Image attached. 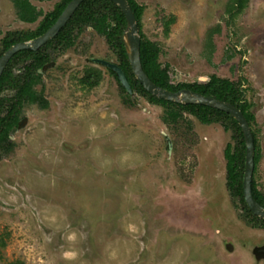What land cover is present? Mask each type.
I'll return each instance as SVG.
<instances>
[{"label":"rangeland","instance_id":"374dc122","mask_svg":"<svg viewBox=\"0 0 264 264\" xmlns=\"http://www.w3.org/2000/svg\"><path fill=\"white\" fill-rule=\"evenodd\" d=\"M19 1L0 0V50L59 0H28L30 22ZM134 1L141 39L157 44L172 83L217 75L240 85L264 195V0ZM52 56L35 87L46 104H24L14 148L0 152V264H264V225L228 187L232 130L188 111L175 125L163 104L127 95L92 60L119 61L91 27ZM93 69L99 81L85 82Z\"/></svg>","mask_w":264,"mask_h":264},{"label":"trees","instance_id":"16d2710c","mask_svg":"<svg viewBox=\"0 0 264 264\" xmlns=\"http://www.w3.org/2000/svg\"><path fill=\"white\" fill-rule=\"evenodd\" d=\"M71 0H59L54 9L46 13L39 21L33 31H10L2 39L0 56L11 45L35 38L44 32L57 20L66 5ZM139 23L142 8L134 1L128 0ZM245 0H233V4L242 5ZM20 6V16L26 21H35L37 13L28 0L18 2ZM167 22L166 24H168ZM88 27L94 29L98 34L106 37L109 44L116 49L118 64L125 72L132 87V92H138L147 96L151 101L161 103L167 108L165 119L178 125L184 120V111L195 115L202 123H221L225 130H232L233 136L237 140L235 146L227 144L225 158L227 166L228 187L232 195L238 196L242 202V207L251 218L260 221L264 225V219L256 216L247 206L243 195V175L245 166L246 146L243 133L237 122L229 113L220 109L201 104H181L168 101L149 93L135 77L131 64L128 60L126 49L122 39L123 30L126 27V18L122 10L110 0H83L67 23L61 30L47 43L39 47L38 50L23 49L15 53L7 63L0 76V152L8 153L14 148V142L10 135L14 132L21 118L23 106L26 102H36L46 104L41 94L34 89V85L39 82L40 74L38 68L55 59L52 52L60 54L76 44L79 36ZM160 49L155 42L141 39L140 58L143 70L150 79L157 85L166 89L177 91L181 88H189L201 94L212 96L239 107L245 117L251 122L254 114L249 111V105L242 98L243 92L240 85L227 78L211 75L210 79L204 82H179L174 84L170 80L168 67H163L159 62ZM116 78L115 72L109 70ZM92 75L85 78L88 82L91 78L99 81L100 75L91 71ZM117 79V78H116ZM118 81V79H117ZM119 82V81H118ZM120 87L127 95H131L119 82ZM10 91V94H3ZM255 143V166L257 161V140ZM255 171V169H254ZM252 191L255 199L264 206V195L257 190L254 180H252Z\"/></svg>","mask_w":264,"mask_h":264},{"label":"water","instance_id":"95a60500","mask_svg":"<svg viewBox=\"0 0 264 264\" xmlns=\"http://www.w3.org/2000/svg\"><path fill=\"white\" fill-rule=\"evenodd\" d=\"M83 0H71L62 13L59 15L57 20L53 25L50 26L43 34L29 39L27 41H20L9 48H7L3 54L0 56V76L9 62L10 58L20 50L23 49H33L36 50L40 46L51 40L67 23L70 17L73 15L75 10L81 4ZM114 2L123 12L126 18V27L123 32V43L126 49L128 60L131 64L133 73L137 80L143 85V87L152 95L159 98L181 103V104H201L207 105L213 108L220 109L224 112L229 113L234 117L243 133V138L246 146L245 151V166L243 175V195L248 208L258 217L264 219V206L260 204L254 197L252 191V180L255 169V143L254 135L251 129V125L247 118L245 117L242 110L227 101L207 96L199 92L193 91L189 88H181L177 91H172L161 87L154 83L150 77L143 70L140 58V44L141 35L139 32V26L137 19L135 17L134 11L128 0H110ZM93 61L104 65L114 71L117 75L118 80L121 85L129 92L132 93V87L127 79V76L123 69L116 62L94 58ZM170 147V142H169ZM264 252V248L261 249Z\"/></svg>","mask_w":264,"mask_h":264},{"label":"flooded vegetation","instance_id":"af4514ba","mask_svg":"<svg viewBox=\"0 0 264 264\" xmlns=\"http://www.w3.org/2000/svg\"><path fill=\"white\" fill-rule=\"evenodd\" d=\"M41 47V46H40ZM39 49V48H38ZM38 49H36V50H38ZM54 60L55 59H53V60H51V61H49V62H47V63H45L44 64V67H41V68H38L37 69V72L40 74V77H41V74H42V70H46L49 66H52V64L54 63ZM93 60V59H92ZM95 62V61H94ZM95 63H97V62H95ZM117 63V62H116ZM97 64H99V63H97ZM118 64V63H117ZM99 65H101V64H99ZM102 66H104V65H102ZM108 71L109 70H111V69H109L108 67H106V66H104ZM112 71V70H111ZM98 74H99V72L98 71H96ZM114 72V71H113ZM116 74V73H115ZM100 75V74H99ZM116 78H117V75H116ZM118 79V78H117ZM119 81V80H118ZM41 82V80L39 79V82L38 83H40ZM120 82V81H119ZM38 83H36L35 85H34V89L36 90V86L38 85ZM24 122H25V118H20V120H19V122H18V125H17V127H22V125L24 124ZM16 127V128H17ZM15 128V129H16ZM10 137H11V135H10ZM261 249H263V248H261ZM261 249H260V251H257V254H259V253H262V254H264V252L263 251H261Z\"/></svg>","mask_w":264,"mask_h":264},{"label":"clouds","instance_id":"9594fccd","mask_svg":"<svg viewBox=\"0 0 264 264\" xmlns=\"http://www.w3.org/2000/svg\"><path fill=\"white\" fill-rule=\"evenodd\" d=\"M65 255H66V257L71 258V257L75 256V253H71V254L66 253Z\"/></svg>","mask_w":264,"mask_h":264}]
</instances>
